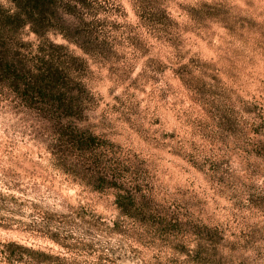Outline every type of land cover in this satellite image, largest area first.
I'll list each match as a JSON object with an SVG mask.
<instances>
[{"label":"clouds","instance_id":"clouds-1","mask_svg":"<svg viewBox=\"0 0 264 264\" xmlns=\"http://www.w3.org/2000/svg\"><path fill=\"white\" fill-rule=\"evenodd\" d=\"M43 3L0 20V264H264V0Z\"/></svg>","mask_w":264,"mask_h":264},{"label":"rangeland","instance_id":"rangeland-1","mask_svg":"<svg viewBox=\"0 0 264 264\" xmlns=\"http://www.w3.org/2000/svg\"><path fill=\"white\" fill-rule=\"evenodd\" d=\"M13 7L12 3L9 0H6V4L5 3H0V20H7L9 19V12L11 10V8ZM116 14V19L112 21V24H116L118 25L120 23V9H114L113 10ZM177 10L173 9V12L175 13ZM180 11H183V9H180ZM126 14L129 18V20H134L135 17L133 15V13L131 12L130 9L126 10ZM103 25H97V30H99ZM29 36H31V33H29ZM49 39H51L54 42H58L61 44H66L67 45V49H68V54L72 55V56H83L85 58H87V52H85L83 49H81L80 47H78L76 44H73L67 40H65L59 33H56L55 35H53L51 32L48 34ZM3 43L2 37H0V44ZM83 46L85 47V50H89L90 48V44L87 40L83 41ZM55 50L59 51V47H57ZM74 62H76V58H73ZM193 184L195 185V180L192 181ZM49 243L51 245L55 244V241H49Z\"/></svg>","mask_w":264,"mask_h":264},{"label":"trees","instance_id":"trees-1","mask_svg":"<svg viewBox=\"0 0 264 264\" xmlns=\"http://www.w3.org/2000/svg\"><path fill=\"white\" fill-rule=\"evenodd\" d=\"M13 7L15 6V0H9ZM28 7L35 8L38 11H43L44 3L43 0H28ZM5 54V49L0 44V57ZM9 73H17V67L10 64L6 60L0 59V74H9ZM22 74L17 73V79L21 78Z\"/></svg>","mask_w":264,"mask_h":264}]
</instances>
